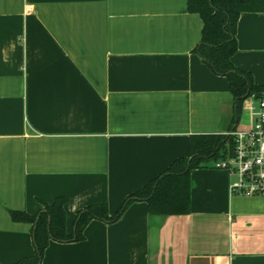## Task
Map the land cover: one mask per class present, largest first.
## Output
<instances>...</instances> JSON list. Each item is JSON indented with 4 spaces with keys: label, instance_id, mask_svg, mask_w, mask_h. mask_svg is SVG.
I'll return each instance as SVG.
<instances>
[{
    "label": "crops",
    "instance_id": "0c3cea01",
    "mask_svg": "<svg viewBox=\"0 0 264 264\" xmlns=\"http://www.w3.org/2000/svg\"><path fill=\"white\" fill-rule=\"evenodd\" d=\"M202 31L188 0H0V264L35 255L12 212L66 197L71 233L78 211L114 215L189 157L191 136L231 130L228 80L195 52ZM236 38L233 64L264 87V13H243ZM190 180L189 213L136 201L83 241H51L42 264H264V197L232 196L214 163Z\"/></svg>",
    "mask_w": 264,
    "mask_h": 264
},
{
    "label": "trees",
    "instance_id": "16d2710c",
    "mask_svg": "<svg viewBox=\"0 0 264 264\" xmlns=\"http://www.w3.org/2000/svg\"><path fill=\"white\" fill-rule=\"evenodd\" d=\"M188 10L199 14L203 21L202 40L195 52L210 70L226 77L233 95V125L235 130L247 99L264 98V87L254 82L253 76L237 68L232 58L238 51L237 24L243 13H264V0H188ZM235 141L222 134L193 135L190 138V156L176 160L159 177L129 196L120 209L110 215L106 203H97L77 212L74 228L67 230L65 205L68 198L59 197L53 204H44V209L35 215L12 212L16 222L33 225L32 233L35 255L25 257L13 264H42L45 251L51 241L67 243L85 239L84 231L93 220L106 223L117 222L128 207L136 201H145L151 215H184L190 211L191 180L194 169L233 155Z\"/></svg>",
    "mask_w": 264,
    "mask_h": 264
},
{
    "label": "built area",
    "instance_id": "2783aa9c",
    "mask_svg": "<svg viewBox=\"0 0 264 264\" xmlns=\"http://www.w3.org/2000/svg\"><path fill=\"white\" fill-rule=\"evenodd\" d=\"M250 115L252 124L248 129L224 134L234 138V152L215 162L214 168L232 177L229 186L232 196L264 197V98L250 107Z\"/></svg>",
    "mask_w": 264,
    "mask_h": 264
}]
</instances>
